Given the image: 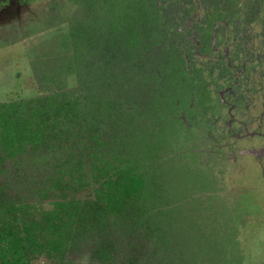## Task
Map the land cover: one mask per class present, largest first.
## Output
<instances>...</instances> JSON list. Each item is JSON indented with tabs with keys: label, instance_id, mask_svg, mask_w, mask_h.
<instances>
[{
	"label": "trees",
	"instance_id": "trees-1",
	"mask_svg": "<svg viewBox=\"0 0 264 264\" xmlns=\"http://www.w3.org/2000/svg\"><path fill=\"white\" fill-rule=\"evenodd\" d=\"M142 6L72 0L67 29L40 42L64 62L42 72L35 60L41 94L0 102V264H240L231 236L201 232L189 255L177 241L173 208L192 201L154 168L163 138L138 120L151 94L139 102L116 72L149 47Z\"/></svg>",
	"mask_w": 264,
	"mask_h": 264
},
{
	"label": "rangeland",
	"instance_id": "rangeland-1",
	"mask_svg": "<svg viewBox=\"0 0 264 264\" xmlns=\"http://www.w3.org/2000/svg\"><path fill=\"white\" fill-rule=\"evenodd\" d=\"M136 1L149 10V47L116 72L139 102L151 94L157 106L137 118L163 138L154 168L177 202L192 201L173 208L177 241L189 255L201 232L231 236L240 264H264V160L253 159L264 146V0ZM67 17L72 0H0V102L41 94L32 63L43 72L64 62L40 42Z\"/></svg>",
	"mask_w": 264,
	"mask_h": 264
},
{
	"label": "flooded vegetation",
	"instance_id": "flooded-vegetation-1",
	"mask_svg": "<svg viewBox=\"0 0 264 264\" xmlns=\"http://www.w3.org/2000/svg\"><path fill=\"white\" fill-rule=\"evenodd\" d=\"M225 52V51H224ZM228 63V62H227ZM248 109V108H247ZM253 122H250L249 124H252ZM257 127L254 129V130H252V135L253 136H257V137H260V135L258 134V133H255L254 131H261V128H260V124L259 123H257ZM246 129H249L248 127L246 128ZM252 135H250V136H252ZM252 140L254 141V140H256V137H253L252 138ZM251 140V141H252ZM252 141V142H253ZM259 153H257V155H255L254 156V160H255V163L256 164H262V161L264 160V146L262 147V146H260L259 148H258V150H257Z\"/></svg>",
	"mask_w": 264,
	"mask_h": 264
},
{
	"label": "water",
	"instance_id": "water-1",
	"mask_svg": "<svg viewBox=\"0 0 264 264\" xmlns=\"http://www.w3.org/2000/svg\"><path fill=\"white\" fill-rule=\"evenodd\" d=\"M248 154H251V155H253V154H255V153H254V152H252V151H249V152H248Z\"/></svg>",
	"mask_w": 264,
	"mask_h": 264
}]
</instances>
